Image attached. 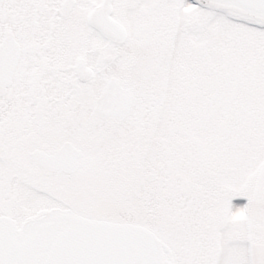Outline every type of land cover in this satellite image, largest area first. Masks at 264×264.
<instances>
[{
	"label": "snow or ice",
	"instance_id": "obj_1",
	"mask_svg": "<svg viewBox=\"0 0 264 264\" xmlns=\"http://www.w3.org/2000/svg\"><path fill=\"white\" fill-rule=\"evenodd\" d=\"M0 264H264V0H0Z\"/></svg>",
	"mask_w": 264,
	"mask_h": 264
},
{
	"label": "rangeland",
	"instance_id": "obj_2",
	"mask_svg": "<svg viewBox=\"0 0 264 264\" xmlns=\"http://www.w3.org/2000/svg\"><path fill=\"white\" fill-rule=\"evenodd\" d=\"M242 200H243V202H232V204H233V206H234V210H235V208H238V207H243L244 206V203H245V199L246 198H242V197H240ZM239 197L238 198H236V201L238 200V201H242L241 199H240ZM240 199V200H239ZM241 203H242V206H241Z\"/></svg>",
	"mask_w": 264,
	"mask_h": 264
},
{
	"label": "flooded vegetation",
	"instance_id": "obj_3",
	"mask_svg": "<svg viewBox=\"0 0 264 264\" xmlns=\"http://www.w3.org/2000/svg\"><path fill=\"white\" fill-rule=\"evenodd\" d=\"M237 198H238V197H237ZM239 198H240V197H239ZM240 199H241V198H240ZM240 199H239V200H240ZM241 200H242V199H241ZM232 202H235V203H236V202H243V200H242V201H238V200L236 201V198H234V199L232 200ZM246 203H247V200L245 199V203H244V205H245ZM241 206H242V203H241Z\"/></svg>",
	"mask_w": 264,
	"mask_h": 264
}]
</instances>
